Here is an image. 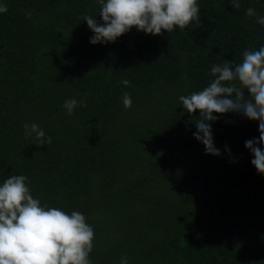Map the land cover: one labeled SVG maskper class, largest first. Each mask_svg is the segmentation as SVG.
Returning <instances> with one entry per match:
<instances>
[{
	"label": "trees",
	"instance_id": "1",
	"mask_svg": "<svg viewBox=\"0 0 264 264\" xmlns=\"http://www.w3.org/2000/svg\"><path fill=\"white\" fill-rule=\"evenodd\" d=\"M197 2L198 26L93 45L83 16L97 0H0V182L23 174L42 205L83 213L92 264H264V175L244 146L258 121L219 115L221 155L206 154L178 101L214 64L264 46V26L245 15H264V0ZM72 98L87 106L69 116ZM32 123L51 144L25 137Z\"/></svg>",
	"mask_w": 264,
	"mask_h": 264
},
{
	"label": "clouds",
	"instance_id": "2",
	"mask_svg": "<svg viewBox=\"0 0 264 264\" xmlns=\"http://www.w3.org/2000/svg\"><path fill=\"white\" fill-rule=\"evenodd\" d=\"M97 4L95 17L83 16L93 33L89 40L93 45L113 43L132 28L161 35L177 28L183 31L193 22L200 24L197 0H97ZM240 6L239 0H232L233 8ZM6 11L7 5L0 4V13ZM245 15L264 26V15H257L254 8H247ZM210 75L213 79L202 90L178 98L179 105L195 117L191 119L196 128L192 135L204 145L206 154L219 156L212 134V122L219 115L238 113L258 121V138L246 140L244 146L253 156L251 164L257 173L264 175V46L246 49L238 64L228 60L214 64ZM122 84L128 86L130 81ZM122 103L131 107L130 93L123 94ZM77 105L87 106L72 98L64 101L63 108L71 116ZM196 112L198 116L193 115ZM23 128L25 137L36 146L51 144L52 137L38 124H24ZM94 240L95 230L83 213L73 210L69 214L42 205L34 198L27 176L11 174L0 182V264H92ZM119 264H128L126 255Z\"/></svg>",
	"mask_w": 264,
	"mask_h": 264
}]
</instances>
